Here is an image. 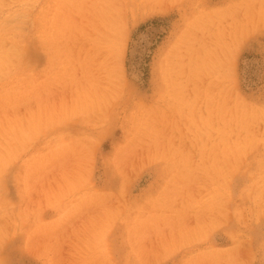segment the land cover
I'll return each instance as SVG.
<instances>
[{"label": "rangeland", "instance_id": "obj_1", "mask_svg": "<svg viewBox=\"0 0 264 264\" xmlns=\"http://www.w3.org/2000/svg\"><path fill=\"white\" fill-rule=\"evenodd\" d=\"M0 264H264V0H0Z\"/></svg>", "mask_w": 264, "mask_h": 264}, {"label": "bare ground", "instance_id": "obj_2", "mask_svg": "<svg viewBox=\"0 0 264 264\" xmlns=\"http://www.w3.org/2000/svg\"><path fill=\"white\" fill-rule=\"evenodd\" d=\"M140 4H141V3H140ZM221 23H222V22H221ZM227 27H228V26H227ZM219 39H220V38H219ZM1 54H2V53H1ZM87 80H88V79H87ZM89 80H90V79H89ZM216 80H217V79H216ZM88 86H89V85H88ZM140 149H141V148H140ZM111 164H112V163H111ZM132 193H133V192H132ZM130 197H131V196H130ZM136 199H137V198H136ZM124 200H125V198H124ZM138 201H139V199H138ZM87 205H88V204H87ZM133 215H134V214H133ZM156 218H157V217H156ZM92 219H93V218H90L89 221H92ZM94 220H95V218H94ZM166 232H167V231H166ZM177 233H178V232H177ZM169 237H170V236H169ZM169 237H167V238H169Z\"/></svg>", "mask_w": 264, "mask_h": 264}]
</instances>
